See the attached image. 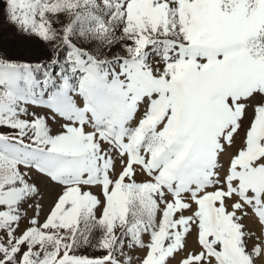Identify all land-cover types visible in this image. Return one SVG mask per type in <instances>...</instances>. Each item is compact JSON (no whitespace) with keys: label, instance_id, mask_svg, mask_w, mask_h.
<instances>
[{"label":"snow or ice","instance_id":"obj_1","mask_svg":"<svg viewBox=\"0 0 264 264\" xmlns=\"http://www.w3.org/2000/svg\"><path fill=\"white\" fill-rule=\"evenodd\" d=\"M0 264H264V0H0Z\"/></svg>","mask_w":264,"mask_h":264}]
</instances>
